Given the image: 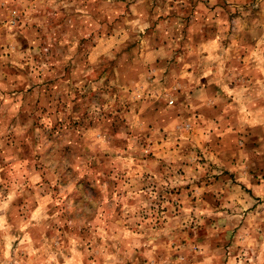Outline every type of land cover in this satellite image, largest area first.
<instances>
[{
    "label": "rangeland",
    "instance_id": "obj_1",
    "mask_svg": "<svg viewBox=\"0 0 264 264\" xmlns=\"http://www.w3.org/2000/svg\"><path fill=\"white\" fill-rule=\"evenodd\" d=\"M113 1L0 0V264H264V0Z\"/></svg>",
    "mask_w": 264,
    "mask_h": 264
},
{
    "label": "crops",
    "instance_id": "obj_2",
    "mask_svg": "<svg viewBox=\"0 0 264 264\" xmlns=\"http://www.w3.org/2000/svg\"><path fill=\"white\" fill-rule=\"evenodd\" d=\"M115 1L116 0H114L113 2H115ZM100 2H101V0H100ZM121 2H123V1L121 0ZM170 9H172V8H170ZM125 11H126V9H124V10L121 11V13H123L122 17L119 14H116V15H114V18H123V16L127 13ZM192 13H194V12H192ZM175 14L178 15L177 12ZM57 17H60L62 19H66V18L69 19L70 18V19H75L77 21L80 18H86L88 16L86 14L84 15L83 13H80L79 11L72 12V13L70 12L68 14L67 13L65 14L64 12L58 11L57 12ZM92 17H94V18H101V15H98L97 13L96 14L94 13L92 15ZM118 23H121V21H119ZM118 23H115V21H114V22H112L110 24L109 30L107 31V35L108 36H112L113 34H115V32H116L115 26ZM100 33L101 32H99V31L97 32V34H100ZM246 35L247 34H238V38H237L238 41H236L235 44L224 45L219 40V38L216 37V38H214L212 40H209V41H206V42L202 43L199 46L198 45L195 46V43H194L193 45H191L190 49H188V50L190 51V53H193V55H194V53L197 52V53L200 54V57H202V58H207L209 60H214L215 59L213 63H215L217 61L219 62V59L220 58L223 59L224 57H228V56L231 57V59L232 58H236L237 56H240V54L238 52L240 50H244L246 48L247 51H250V50L253 51V50H258L260 48L259 42H258L259 41V37L258 36H256V38H255V40H256L255 43L251 42L250 45L245 46L244 42L241 41V40H239V39H240L241 36L246 37ZM100 38H101V36L98 35L97 40H99ZM156 46H157V44H156ZM163 47H164L163 50L166 51L167 50L166 46H163ZM157 49L158 48L153 49V52L155 53V50H157ZM160 49L163 52L162 48H160ZM156 55H154V56L156 57ZM213 55H215V56H213ZM246 57H245V59H246ZM240 59H238V60H240ZM226 60L229 61V59H227V58H226ZM228 63L229 62H224L223 66H225ZM112 64H113V62H112ZM188 70L189 69L186 68V72H188ZM70 71L71 70L68 69L67 72H66L67 74H65L66 76L63 75L62 77H57L54 82H56V84H60L61 85L63 82L69 81V77H70V79L72 78V75L69 74ZM47 90L48 89H45V90H42L41 91V93H46V96L43 95L42 97L44 99H52V98H50L51 96H53L52 95V91L51 90H48L47 91ZM37 93H39V88L37 89ZM48 114H49V116H51L52 113H48ZM177 121H179V120L178 119L175 120L174 123H176ZM57 124H58V126H64L61 123H59L58 120H56L53 123H48L49 129L51 127H53L54 125H57ZM49 132H51V131H49ZM49 142H50V138H49ZM38 146L39 145L37 144L35 146V148L38 147ZM17 152H18V150H16V153L15 154L10 155L9 157H4V160H3V155L0 156V160H2V161H0V180H5L7 178L9 172L12 174L11 168H13V165L14 164H17L20 161H22V162L29 161V158L28 159H25V157L28 155L27 153L19 156ZM31 152H32V150H31ZM15 156H17V157H15ZM42 181L45 182L44 179H42ZM24 189H25L26 193H29V190L28 189H26V188H24ZM48 192H49V189H46V192H43V193L46 194ZM30 195H32V194H30ZM31 200H32V197L26 199L27 202H31Z\"/></svg>",
    "mask_w": 264,
    "mask_h": 264
}]
</instances>
